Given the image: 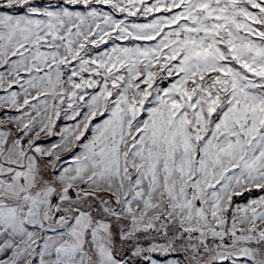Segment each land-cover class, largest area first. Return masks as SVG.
<instances>
[{
    "label": "snow or ice",
    "instance_id": "6c2138e0",
    "mask_svg": "<svg viewBox=\"0 0 264 264\" xmlns=\"http://www.w3.org/2000/svg\"><path fill=\"white\" fill-rule=\"evenodd\" d=\"M0 264H264V0H0Z\"/></svg>",
    "mask_w": 264,
    "mask_h": 264
}]
</instances>
